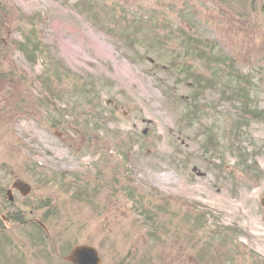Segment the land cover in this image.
<instances>
[{
	"label": "rangeland",
	"instance_id": "rangeland-1",
	"mask_svg": "<svg viewBox=\"0 0 264 264\" xmlns=\"http://www.w3.org/2000/svg\"><path fill=\"white\" fill-rule=\"evenodd\" d=\"M263 198L264 0H0V264H264Z\"/></svg>",
	"mask_w": 264,
	"mask_h": 264
},
{
	"label": "water",
	"instance_id": "water-1",
	"mask_svg": "<svg viewBox=\"0 0 264 264\" xmlns=\"http://www.w3.org/2000/svg\"><path fill=\"white\" fill-rule=\"evenodd\" d=\"M14 188L20 190V192L25 195L29 192V188L22 184L21 182H15V184L13 185ZM79 252H83L86 254V260H85V264H92L93 263V260H94V252L91 250V249H88V248H81V249H78L76 251H74L72 253V256L68 258L69 261H71L72 263L74 264H77L76 263V260L75 258L73 257L75 254L79 253Z\"/></svg>",
	"mask_w": 264,
	"mask_h": 264
},
{
	"label": "bare ground",
	"instance_id": "bare-ground-1",
	"mask_svg": "<svg viewBox=\"0 0 264 264\" xmlns=\"http://www.w3.org/2000/svg\"><path fill=\"white\" fill-rule=\"evenodd\" d=\"M81 38H83V37L81 36ZM96 46H97V49L99 50V52H101V53H103V54L106 53V51L103 49V47H102L101 44H96Z\"/></svg>",
	"mask_w": 264,
	"mask_h": 264
},
{
	"label": "trees",
	"instance_id": "trees-1",
	"mask_svg": "<svg viewBox=\"0 0 264 264\" xmlns=\"http://www.w3.org/2000/svg\"><path fill=\"white\" fill-rule=\"evenodd\" d=\"M222 62H223V61H222ZM222 62L220 63L221 65H223V63H224V62H223V63H222ZM175 66H176V65H174V66L172 67V69H176L177 67H175ZM178 68H179V66H178ZM181 68H182V66H181Z\"/></svg>",
	"mask_w": 264,
	"mask_h": 264
}]
</instances>
